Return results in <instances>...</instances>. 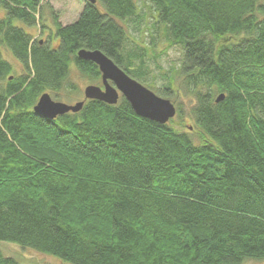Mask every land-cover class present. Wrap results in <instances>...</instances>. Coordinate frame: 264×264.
<instances>
[{
    "label": "trees",
    "instance_id": "obj_1",
    "mask_svg": "<svg viewBox=\"0 0 264 264\" xmlns=\"http://www.w3.org/2000/svg\"><path fill=\"white\" fill-rule=\"evenodd\" d=\"M41 1L0 0L1 43L23 67L17 74L0 51V243L69 264L264 261V0H148L184 51L178 85L157 91L177 107L167 124L124 97L54 120L36 114L46 92L80 95L75 69L100 80L81 49L143 79L140 55L124 52L136 0H81L79 18L53 16L43 41L13 24L37 26ZM184 117L193 132L172 124ZM0 264L21 263L0 250Z\"/></svg>",
    "mask_w": 264,
    "mask_h": 264
},
{
    "label": "rangeland",
    "instance_id": "obj_2",
    "mask_svg": "<svg viewBox=\"0 0 264 264\" xmlns=\"http://www.w3.org/2000/svg\"><path fill=\"white\" fill-rule=\"evenodd\" d=\"M136 2L138 15L122 23L127 32L124 52L126 55H140V57L133 59L134 69L143 73V79L138 81L157 93L158 90H163L170 81H174L175 85H178L181 79L180 69L184 59V51L182 46L171 44L169 33L165 27L155 22L156 11L153 4L148 0H136ZM41 5L42 16L41 14L37 15V26L28 27L18 20H15L13 24L32 34L35 39H42V41L47 40L51 34L55 35L53 16H57L62 25H69L79 18L84 9V3L81 0H42ZM2 15H4V10L0 5V16ZM42 23L46 27H43ZM51 42L55 46L58 45L59 40L54 36ZM0 51L3 57L14 66L16 73L21 74L23 67L13 53L1 43V40ZM72 80L80 90V95L75 100L72 102L57 100L50 93L52 98L56 101L75 104L85 99L84 89L88 85L102 86L101 78L97 82L92 81L87 77H82L76 69L73 72ZM182 99L184 113L189 115V99L183 97ZM180 121H183L185 126H182ZM172 124L177 130L187 132L190 131L188 125L192 124V120L189 117H184L182 120L176 118V122ZM0 250L4 256L14 258L21 264H69L55 256L46 255L31 248H23L10 242H1ZM244 264H264V261L249 260Z\"/></svg>",
    "mask_w": 264,
    "mask_h": 264
},
{
    "label": "water",
    "instance_id": "obj_3",
    "mask_svg": "<svg viewBox=\"0 0 264 264\" xmlns=\"http://www.w3.org/2000/svg\"><path fill=\"white\" fill-rule=\"evenodd\" d=\"M96 4L97 0H87ZM78 57L95 63L101 72L102 86L88 85L84 89L85 99L68 104L56 101L51 94L46 92L38 100L33 111L49 120H54L60 115L82 110L87 100H98L110 105L118 104L124 97L132 106L135 113L160 124H167L177 114V107L173 101L155 93L137 79L131 77L119 67L111 58L100 50L81 49ZM224 99V95L217 97L216 102Z\"/></svg>",
    "mask_w": 264,
    "mask_h": 264
}]
</instances>
